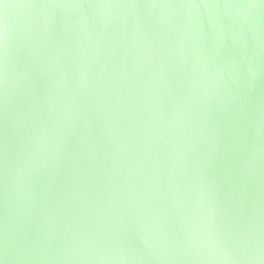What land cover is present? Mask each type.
Masks as SVG:
<instances>
[{"label": "clouds", "instance_id": "clouds-1", "mask_svg": "<svg viewBox=\"0 0 264 264\" xmlns=\"http://www.w3.org/2000/svg\"><path fill=\"white\" fill-rule=\"evenodd\" d=\"M34 69L47 78L43 94ZM261 81L264 0H0V116L27 131L23 155L4 162L17 213L31 175L56 166L90 110L106 119L125 164L133 134L147 161L161 146L168 160L164 172L141 168L62 250L51 237L29 244L6 223L0 264H264ZM218 106L240 117L230 209L211 174ZM161 197L170 212L157 209ZM130 221L142 249L127 243Z\"/></svg>", "mask_w": 264, "mask_h": 264}, {"label": "water", "instance_id": "water-1", "mask_svg": "<svg viewBox=\"0 0 264 264\" xmlns=\"http://www.w3.org/2000/svg\"><path fill=\"white\" fill-rule=\"evenodd\" d=\"M33 71L37 91L43 94L47 88V78L35 69ZM174 87L177 94L182 90L179 70L174 75ZM258 97H264V81L259 82L254 90V100ZM174 98L165 101L169 109ZM82 103L88 109V101L84 99ZM89 115V127L86 129L78 125L71 132L56 166L40 168L31 175L28 181L31 199L22 213H17L11 203L14 197L11 186L6 187L4 162L6 157L11 161L23 155L27 131L11 124L6 126L0 116V243L4 226L10 223L21 239L29 244L51 237L54 246L62 250L68 236L94 224L98 209L106 206L110 200L122 199L128 180H134L141 168L154 164L161 172L166 171L168 160L163 146L150 163L133 134L128 141L125 164L121 150L109 134L106 119L99 112L91 110ZM239 120L235 108L224 106L216 107L211 117L216 139L211 174L215 178L222 205L229 209L242 157V146L236 141ZM156 206L162 214L170 212V202L164 197L157 200ZM126 239L130 246L143 248L133 221L127 225Z\"/></svg>", "mask_w": 264, "mask_h": 264}]
</instances>
